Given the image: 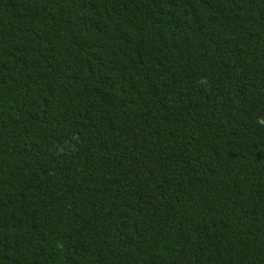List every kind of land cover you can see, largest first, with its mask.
<instances>
[{
	"label": "trees",
	"instance_id": "16d2710c",
	"mask_svg": "<svg viewBox=\"0 0 264 264\" xmlns=\"http://www.w3.org/2000/svg\"><path fill=\"white\" fill-rule=\"evenodd\" d=\"M0 264H264V0H0Z\"/></svg>",
	"mask_w": 264,
	"mask_h": 264
}]
</instances>
